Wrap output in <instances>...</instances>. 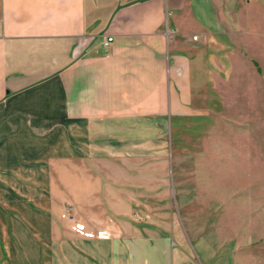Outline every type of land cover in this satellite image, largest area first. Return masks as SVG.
I'll return each instance as SVG.
<instances>
[{
    "label": "crops",
    "instance_id": "0c3cea01",
    "mask_svg": "<svg viewBox=\"0 0 264 264\" xmlns=\"http://www.w3.org/2000/svg\"><path fill=\"white\" fill-rule=\"evenodd\" d=\"M216 6L0 0V264H146L167 247L132 212L162 178L120 176L115 159L161 154L166 123L198 112L210 71L194 41L216 40Z\"/></svg>",
    "mask_w": 264,
    "mask_h": 264
},
{
    "label": "rangeland",
    "instance_id": "374dc122",
    "mask_svg": "<svg viewBox=\"0 0 264 264\" xmlns=\"http://www.w3.org/2000/svg\"><path fill=\"white\" fill-rule=\"evenodd\" d=\"M216 5V40L209 49L194 41L210 71L196 84L198 112L166 123L161 154L115 159L120 176L163 181L147 184L144 209L137 201L132 209L147 238L167 240L146 264H264V0ZM136 161L146 168L134 169ZM127 188L136 199L138 186Z\"/></svg>",
    "mask_w": 264,
    "mask_h": 264
},
{
    "label": "built area",
    "instance_id": "2783aa9c",
    "mask_svg": "<svg viewBox=\"0 0 264 264\" xmlns=\"http://www.w3.org/2000/svg\"><path fill=\"white\" fill-rule=\"evenodd\" d=\"M193 38L195 39L196 35H194ZM111 40H112V37L105 38L103 40V46L104 47H108L110 42H111ZM63 216H65V217H67L68 219H71V220L73 219V215H71L70 213H67L66 215H63ZM74 226H75L76 230H82V228H83L82 225H80L79 223H75Z\"/></svg>",
    "mask_w": 264,
    "mask_h": 264
}]
</instances>
